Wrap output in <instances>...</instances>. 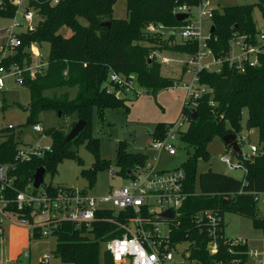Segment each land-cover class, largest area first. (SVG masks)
Returning <instances> with one entry per match:
<instances>
[{"label":"trees","instance_id":"obj_1","mask_svg":"<svg viewBox=\"0 0 264 264\" xmlns=\"http://www.w3.org/2000/svg\"><path fill=\"white\" fill-rule=\"evenodd\" d=\"M201 1L127 0L126 19H117L113 13L116 0H59L57 3L29 0L27 8L37 13V24L34 30L18 34L21 44L0 64L7 68L17 63L30 64L31 45L41 47L47 43L48 68L33 79L25 72L22 81L30 92L29 123H39L37 117L43 111H55L71 121L68 125L45 128L46 135L52 140L51 149L41 157L25 161L16 159L19 145L11 133L14 127H1L6 139L0 140V164L15 165L13 186L17 190L31 188L39 167L45 168L46 177L47 174L54 176L66 159H74L82 166L77 147L83 143L95 156L92 167L81 171L90 187L99 170L113 166L117 175L128 179L130 171L132 174L148 162L149 155L129 151L126 141L118 143L115 165L100 159L101 139L90 127L92 116L96 112L98 118L105 121L107 109L126 106L124 96L118 97L115 93L119 86L109 81L113 73L134 78L140 87L153 93L169 89L179 80L162 76L161 61L151 59L150 55L172 50L193 57L198 51L197 42L176 41L175 33L152 32L150 28L155 25L175 28L186 24V20L179 22L176 19L177 8L194 7ZM255 4L260 5L264 13L261 2L223 5L214 10L211 18L214 31L209 33L207 45L212 55L221 60L220 68L196 72L198 83L206 86L208 92L185 100L182 108L184 117L181 118L187 127L180 132L178 140L187 149L189 157L179 167L185 172L187 198L178 219L170 226L169 243L175 247L187 242L188 258L197 264H248L247 244L235 243L233 238L225 236L224 214L227 211L250 217L254 227L261 229L264 235V215L260 214L255 202V193L264 190V44L258 41L259 31L253 19ZM16 11L17 6L12 0H0V17L14 18ZM107 22L110 26L104 27L102 24ZM63 27L71 29L72 35H62ZM241 36L246 43L261 44L257 63H244V71L228 60L232 43ZM187 64L185 62L184 67ZM74 89L75 94L71 97L70 90ZM245 109L248 113L246 127L257 131L260 152L250 159L235 153L243 161L244 177L238 179L211 170L197 177L198 161L209 160V143L215 137L241 133ZM79 120L86 121V126L74 139L66 141L67 134ZM174 124L158 123L152 132L153 139L164 138ZM46 188L52 190L54 185L47 183ZM203 210H212L219 217L215 253L208 248L211 241L209 225L205 220H196V215ZM24 217L32 221L31 210H25ZM98 217L100 219L93 224L92 230L76 228L71 222L60 223L52 234L56 238V248L51 251L53 256L69 264H100V242L117 234L114 231L121 215L103 210ZM35 237L41 238L38 233ZM103 264H116L107 251Z\"/></svg>","mask_w":264,"mask_h":264},{"label":"built area","instance_id":"obj_2","mask_svg":"<svg viewBox=\"0 0 264 264\" xmlns=\"http://www.w3.org/2000/svg\"><path fill=\"white\" fill-rule=\"evenodd\" d=\"M12 1L18 6L19 0ZM58 1L53 0V3ZM177 12L188 14L186 24L175 28L155 25L151 26V31L175 33L176 30L180 29L181 40H193L198 44V51L193 56L194 64L199 67L196 72L201 69L213 71L214 69H210L208 65L201 67V59L211 53L207 45L209 34L206 38L203 37V19H211L214 13V7L211 6L210 0H203L196 7L180 6L177 8ZM35 14L37 16L32 8L26 9L24 19L27 21V30H34ZM18 34L12 28L7 29L8 42L1 48V51H10L8 56L15 53L16 48L21 44ZM243 39L244 37L241 36L235 42L239 45L240 55L237 58L230 56L228 58L230 63H236L237 68L241 71L245 69L244 63L248 62L251 65L257 63V54L260 45L264 44V35L258 38L260 45L246 43ZM36 46V44L31 45V62L23 68L19 64H13L9 68L0 64V95L4 92L7 75L14 76L17 81L22 83L25 72H28L30 78L33 79L46 71L48 61ZM233 47L234 42L232 43ZM160 54L161 52H153L150 58L161 59L162 63L169 62L168 57L160 56ZM8 56L2 57L0 62ZM214 59L219 65L216 70H219L221 60L215 57ZM196 72L195 77L198 83ZM109 81L119 86L115 90L118 97L122 96L123 91L127 93L133 90L135 83L134 78H125L117 73L111 74ZM172 87L178 88V83L175 82ZM180 88L186 91V100H193L208 92V88L199 83L196 88L185 85L180 86ZM183 120L180 118L170 127L164 138L153 139L150 144L151 147L154 150L165 151L170 156L176 155L179 151L176 142L179 141L178 136L184 130L182 126L186 122ZM8 127L12 128L13 126ZM32 128L43 137H48L45 128L40 123L33 124ZM236 135L237 142L242 149L243 159H250L260 152L259 144L253 143L249 145L250 151L244 153L243 144L247 141L246 136ZM50 149L51 145L46 147H41L39 144L20 146L16 159L31 160L34 157L43 156ZM225 152L227 155L222 157V162L227 164L229 168L245 169L242 159L235 156L236 152L228 146ZM155 160L156 158H149L145 165L132 171L126 185L113 187L107 195L102 197L91 196L85 189L68 186H54V189L49 190L46 188L47 184L37 190L33 188V185L25 190H17L13 186L16 180V176L13 174L15 165L0 164V236L4 235L7 220L27 227L31 237H35V233H38L41 238L53 236L54 230L62 222H71L76 228L83 227L92 230L93 224L100 219L98 214L104 210L121 215V219L117 221L116 231H114L117 234L103 241L106 245V251L112 255L116 264H126L127 262L128 264H166L174 259L171 253L173 247L169 243L170 226L178 219L187 198L184 187L185 172L180 167L170 170L156 169ZM109 170L111 176L116 174L113 166ZM11 192L15 194L12 195ZM260 199L264 201V190L255 193V202ZM25 210H31L32 221L24 217ZM167 211L173 213V218L163 216ZM20 212L23 215H20ZM260 214L264 215V213ZM196 220H205L206 224L209 225L211 241L208 243V248L211 253H215L218 249L216 230L219 217L212 210H203L196 215ZM165 226H168L166 232L164 231ZM233 242L247 244L245 239L239 237ZM247 255L249 259L257 260L258 264H264V248L262 250L248 249ZM25 256H28V253H25ZM49 262L50 256L44 254L39 264H49Z\"/></svg>","mask_w":264,"mask_h":264},{"label":"rangeland","instance_id":"obj_3","mask_svg":"<svg viewBox=\"0 0 264 264\" xmlns=\"http://www.w3.org/2000/svg\"><path fill=\"white\" fill-rule=\"evenodd\" d=\"M211 6H216L214 0ZM29 0H19L17 11L14 18L0 17V59L8 56L10 51H1V48L8 42L7 29L12 28L15 33H21L27 30V21L24 19ZM219 4L224 5H245L261 2L264 7V0H220ZM114 17L117 19H126L127 17V0H116L114 4ZM196 15V14H195ZM34 22L38 19L34 15ZM253 19L259 31V38L264 35V13L260 5L255 4ZM34 25V24H33ZM204 34L206 38L210 32L212 21L209 18L203 19ZM60 33L65 37L72 35L71 29L63 27ZM176 41H181L180 29L175 31ZM39 51L45 58L49 53L47 43L39 47ZM168 57L169 62L162 63L160 71L162 76L179 79L178 88H169L156 93L140 87L136 82L133 90L122 94L126 99V106L119 108H109L106 110V119L101 121L96 112L93 113L91 129L95 136L101 139L99 147V157L102 160L110 162L111 165L116 163V150L120 141H126L128 150L131 152H143L150 156V159L156 158L155 167L159 170H170L179 167L186 162L189 154L185 146L177 141L179 151L176 155L170 156L165 151L154 150L151 147L153 142L152 132L158 123H176L182 115V108L186 100V91L180 86H198L195 72L199 68L194 64L192 56L172 50L161 51L160 56ZM240 55L239 45L234 43L231 49L230 57L237 58ZM161 61V59H160ZM185 62L188 65L184 67ZM19 64V63H17ZM21 68L26 64H19ZM210 66V69L216 70L219 65L216 64L214 56L209 53L201 59V67ZM76 89L70 90L71 97L75 94ZM121 96V97H122ZM29 105L30 92L29 88L17 81L14 76L5 77V89L0 95V128L4 126H13L11 133L19 147L39 144L41 147L50 146L52 140L49 137H43L40 133L35 132L33 124L29 123ZM38 120L44 128L59 127L69 124L71 119H65L59 116L55 111H43L38 115ZM248 118L247 110L243 112L241 136H246V143L243 144V152L250 151V144L258 142V133L255 129L249 130L246 127ZM185 122L182 129H186ZM6 139V136L0 131V140ZM209 160H199L196 166L197 177L200 173L214 171L221 174L233 176L238 179L244 177L242 168L231 169L227 164L222 162V157L227 155L225 152V143L221 137H215L208 145ZM78 155L83 160L80 166L74 159H66L59 166L57 173L52 176L47 174L45 181L52 183L54 186H68L87 190L91 196L102 197L109 193L113 187L126 185L128 179L115 174L110 175V170H99L95 176V183L92 187L89 185L87 178L81 175L82 169L92 167L95 156L85 144L77 147ZM230 155V154H229ZM153 161V159H152ZM114 169H116L114 167ZM117 170V169H116ZM199 191L198 182L196 181V192ZM256 207L260 213H264V201H256ZM118 211V209H116ZM19 221V220H18ZM225 236L228 238H242L247 241L248 249L262 250L264 248V235L261 229L254 227L253 220L239 213L227 211L224 214ZM168 226L164 227V231ZM7 234L6 242L4 236H0V264H39L44 254L50 256L49 264H69L64 263L58 257H54L51 251L56 248V238L53 236L46 238L31 237L27 227L18 223L7 220L5 232ZM106 251V245L100 242V264H103ZM28 253V256H25ZM173 260L166 264H197L188 258V243L176 244L172 248ZM248 264H258L255 259H249Z\"/></svg>","mask_w":264,"mask_h":264},{"label":"water","instance_id":"obj_4","mask_svg":"<svg viewBox=\"0 0 264 264\" xmlns=\"http://www.w3.org/2000/svg\"><path fill=\"white\" fill-rule=\"evenodd\" d=\"M188 18V14L187 13H178L176 15V19L179 22H184L185 20H187ZM104 27H109L110 23H103L102 24ZM214 31V26L211 27L210 29V34ZM193 113V111H192ZM60 116V113H59ZM195 117V115L193 116V118ZM86 126V121L84 120H79L76 122V124L72 127V129L69 131V133L67 134L65 140L66 141H70L72 139H74ZM223 142L225 143L226 146H228L230 149H232L234 152L241 154L242 153V149L239 146L238 142H237V135L234 133H228L226 135H224L222 137ZM131 175V171L129 172V176ZM47 183L45 181V168L44 167H39L34 176H33V188L35 190H37L40 186H45ZM163 216L168 217V218H173V213L170 211H167L163 214ZM128 264V262L126 263Z\"/></svg>","mask_w":264,"mask_h":264},{"label":"crops","instance_id":"obj_5","mask_svg":"<svg viewBox=\"0 0 264 264\" xmlns=\"http://www.w3.org/2000/svg\"><path fill=\"white\" fill-rule=\"evenodd\" d=\"M215 1V3H217L216 4V6H212V7H214V10L216 9V8H220L221 6H222V4H219L220 2V0H214ZM210 3H211V1H210ZM198 6V5H197ZM194 7H196V6H194ZM188 19V18H187ZM37 21H38V19L36 20V22H34L33 24L36 26V24H37ZM203 29H204V26H203ZM210 29H211V27H210ZM27 31V30H26ZM23 32H25V31H23ZM22 33V32H21ZM210 33V32H209ZM32 45H35V44H32ZM37 47V46H36ZM38 48H39V46H38ZM26 145H28V144H26ZM47 183V182H46ZM41 187V186H40ZM28 229V228H27ZM29 231V230H28ZM5 236H4V238H3V240L6 242V240H7V234L5 233L4 234Z\"/></svg>","mask_w":264,"mask_h":264}]
</instances>
